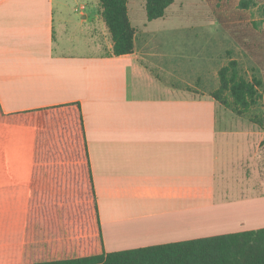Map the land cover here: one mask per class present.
<instances>
[{"label": "crops", "instance_id": "0c3cea01", "mask_svg": "<svg viewBox=\"0 0 264 264\" xmlns=\"http://www.w3.org/2000/svg\"><path fill=\"white\" fill-rule=\"evenodd\" d=\"M79 2L82 24L94 22L80 35L71 19ZM187 3L174 0L163 17L149 20L146 0H128L135 50L117 56L100 0H0L1 109L80 103L106 252L262 228L189 231L197 209L264 201L218 203L227 198L218 179L229 143H236L243 175L254 160L260 174L264 133L254 122L244 130L211 96L228 61L214 72L211 66L204 83L200 75L181 82L178 63L161 50L156 28L172 15L186 10L191 21L209 19V7ZM204 37L211 44V33ZM220 107L230 111L220 116ZM36 135L35 126L0 121V264L24 261Z\"/></svg>", "mask_w": 264, "mask_h": 264}, {"label": "trees", "instance_id": "16d2710c", "mask_svg": "<svg viewBox=\"0 0 264 264\" xmlns=\"http://www.w3.org/2000/svg\"><path fill=\"white\" fill-rule=\"evenodd\" d=\"M100 2L114 41L113 54L133 53L136 29L129 18L128 0ZM173 2L146 0L148 19L163 17ZM239 4L249 8L255 2ZM228 56L211 96L263 127L264 118L251 113L260 105L264 81L256 74L249 78L240 61L231 53ZM0 121L37 129L21 264H264V227L106 252L80 103L16 113H5L0 106Z\"/></svg>", "mask_w": 264, "mask_h": 264}, {"label": "rangeland", "instance_id": "374dc122", "mask_svg": "<svg viewBox=\"0 0 264 264\" xmlns=\"http://www.w3.org/2000/svg\"><path fill=\"white\" fill-rule=\"evenodd\" d=\"M240 1L227 0L226 3L222 0H204L203 3V0H188L189 6L191 4L196 6L195 4L198 3L206 11L209 7L211 9L209 19V14H206L205 17L191 21L185 10L180 15L171 16L169 23H173V26L170 24L157 26V30H162L158 37L161 44H158L161 45L164 54L173 56L174 63H178L181 82L185 78L200 75L201 81L204 83L208 78L211 66L214 72L215 66L228 61V53L240 61L249 78L256 74L264 81V0H253L255 5H251L249 8H242L239 4ZM81 4V2L73 3L71 11L72 23L74 26L77 25L78 35L85 31L90 32L94 28L92 18L82 24V14L80 11H76V8H80ZM87 11H91V8L89 7ZM219 16L222 18V22ZM175 23H180V25L175 26ZM190 24L197 26L195 28L188 27ZM198 33L201 34L197 38L196 34ZM206 33H211V44H208V40L204 37ZM261 92L260 105L252 111L251 115L264 118V86L261 88ZM224 111L230 110L220 107L219 115L222 116ZM230 115L241 119L242 125L245 126L244 130L251 129L252 121L249 116H241V118L236 114ZM259 129L260 133H264V126ZM229 144H231V149L228 148L225 152V158L221 162L224 164L222 165L223 171L220 172L221 176L218 179V186L223 188L222 192L227 198L218 201V203L226 202V200L227 202L238 200L243 202L241 200H251V197H263L264 172L259 174L255 171V167H252L255 166L254 160L250 162L252 173L249 177H245L242 167L237 163V155L233 154L236 143ZM262 153L259 156L261 159ZM194 216L196 221L189 230L193 232L192 234H213L216 230H236L245 223L247 226L264 227V201H255L254 199L235 206L214 207L211 205L209 208L197 209ZM159 240L161 239H153L155 242Z\"/></svg>", "mask_w": 264, "mask_h": 264}]
</instances>
